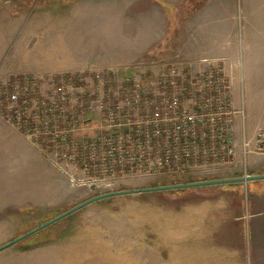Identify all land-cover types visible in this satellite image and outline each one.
Instances as JSON below:
<instances>
[{
  "label": "rangeland",
  "instance_id": "374dc122",
  "mask_svg": "<svg viewBox=\"0 0 264 264\" xmlns=\"http://www.w3.org/2000/svg\"><path fill=\"white\" fill-rule=\"evenodd\" d=\"M172 4L0 0V98L18 79L35 82L42 97L62 89L73 95L81 119L98 124V108L90 110L93 99L83 113L80 107L95 84L118 94L128 80L157 74L168 63L194 73L206 69L208 64L188 65L181 44L171 39L173 31L181 34L185 26L181 3ZM237 4L236 54L221 64L231 79L235 106L244 110L236 119L241 129L235 132L233 162L176 176L127 174L110 191L264 174V140L258 139L259 130L264 131V0ZM68 77L87 85L73 86ZM243 139L250 143L246 153ZM51 149L0 114V246L108 192L74 184ZM218 186H238L250 211L264 208V179ZM180 190L93 202L1 250L0 264H228L229 257L200 256L198 249L199 204L219 193L203 187ZM255 250L247 252V264H259Z\"/></svg>",
  "mask_w": 264,
  "mask_h": 264
},
{
  "label": "built area",
  "instance_id": "2783aa9c",
  "mask_svg": "<svg viewBox=\"0 0 264 264\" xmlns=\"http://www.w3.org/2000/svg\"><path fill=\"white\" fill-rule=\"evenodd\" d=\"M68 78L73 86L87 85ZM34 83L12 81L0 98V114L52 148L71 181L92 191L109 192L127 174L176 176L235 159V122L244 110L235 106L220 64L194 73L168 63L157 74L128 80L118 94L97 83L80 107L83 113L93 99L98 124L81 119L72 94L58 89L42 97ZM258 139L264 140L262 129ZM249 144L243 139L245 153Z\"/></svg>",
  "mask_w": 264,
  "mask_h": 264
},
{
  "label": "crops",
  "instance_id": "0c3cea01",
  "mask_svg": "<svg viewBox=\"0 0 264 264\" xmlns=\"http://www.w3.org/2000/svg\"><path fill=\"white\" fill-rule=\"evenodd\" d=\"M166 2L173 3L172 5L181 3L179 9L185 26L181 34L178 30L173 31L175 33L171 39L181 44L183 49L181 55L188 61V65L211 63L221 65L232 56L231 53L236 54L238 0H166ZM240 127V120H236V134L239 133ZM203 169L211 170L208 167L201 170ZM202 187L215 189V193H219L220 196L213 200L206 199L199 204L197 230L199 255L229 257L228 264H247V252L249 254L251 249H256L255 252L259 254L256 253L259 257L258 263L263 264L264 208L256 212L250 211L249 207L246 209L240 198L238 186ZM202 213L205 214L203 220ZM222 263L227 264L224 260Z\"/></svg>",
  "mask_w": 264,
  "mask_h": 264
},
{
  "label": "water",
  "instance_id": "95a60500",
  "mask_svg": "<svg viewBox=\"0 0 264 264\" xmlns=\"http://www.w3.org/2000/svg\"><path fill=\"white\" fill-rule=\"evenodd\" d=\"M258 179H264V174L260 175H246L243 177H236V178H223V179H214V180H203V181H196V182H186V183H176V184H168V185H160V186H153V187H147V188H141V189H131V190H116V191H110L105 192L102 194L95 195L82 203L70 208L69 210L61 213L60 215L44 222L43 224L37 226L36 228L32 229L29 232H26L25 234L15 238L14 240H11L10 242H7L0 246V251L3 249L8 248L9 246L20 242L24 240L25 238L37 233L38 231L54 224L55 222L63 219L64 217L76 212L77 210L93 203L97 202L106 198H110L113 196L121 195V194H131V193H141V192H158V191H170V190H180V189H190V188H196V187H202V186H211V185H219L224 183H231V182H248L252 180H258Z\"/></svg>",
  "mask_w": 264,
  "mask_h": 264
},
{
  "label": "trees",
  "instance_id": "16d2710c",
  "mask_svg": "<svg viewBox=\"0 0 264 264\" xmlns=\"http://www.w3.org/2000/svg\"><path fill=\"white\" fill-rule=\"evenodd\" d=\"M178 191H183V190H176V192H178ZM177 194H179V193H177Z\"/></svg>",
  "mask_w": 264,
  "mask_h": 264
}]
</instances>
